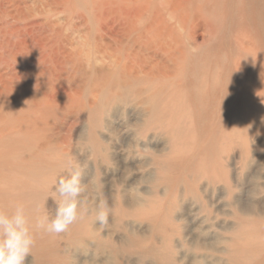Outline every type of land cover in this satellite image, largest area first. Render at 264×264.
I'll return each instance as SVG.
<instances>
[{"label": "rangeland", "instance_id": "1", "mask_svg": "<svg viewBox=\"0 0 264 264\" xmlns=\"http://www.w3.org/2000/svg\"><path fill=\"white\" fill-rule=\"evenodd\" d=\"M0 264H264V0H0Z\"/></svg>", "mask_w": 264, "mask_h": 264}, {"label": "bare ground", "instance_id": "2", "mask_svg": "<svg viewBox=\"0 0 264 264\" xmlns=\"http://www.w3.org/2000/svg\"><path fill=\"white\" fill-rule=\"evenodd\" d=\"M249 87V86H248ZM245 90V89H244ZM248 90V89H247Z\"/></svg>", "mask_w": 264, "mask_h": 264}]
</instances>
